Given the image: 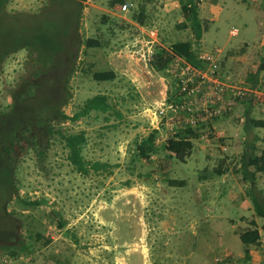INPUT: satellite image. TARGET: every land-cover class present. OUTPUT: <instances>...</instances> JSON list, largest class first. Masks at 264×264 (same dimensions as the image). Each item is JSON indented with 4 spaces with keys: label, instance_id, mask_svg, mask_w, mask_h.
I'll list each match as a JSON object with an SVG mask.
<instances>
[{
    "label": "rangeland",
    "instance_id": "1",
    "mask_svg": "<svg viewBox=\"0 0 264 264\" xmlns=\"http://www.w3.org/2000/svg\"><path fill=\"white\" fill-rule=\"evenodd\" d=\"M112 1L84 0L82 40L96 37L102 46L82 45L64 107L73 116L103 93L107 112L89 110L76 121H51L48 110L34 117L39 105L21 100L34 95L38 79L28 50L0 61V264H264V216L253 201L264 208V171L243 165L244 153H264V128L246 127L250 117L264 119V0H198L208 28L199 42L191 27L178 26L185 20L179 0ZM49 2L6 0L5 8L39 13ZM178 40L194 43L203 66L202 57L217 58L222 79L258 92L193 126L198 135L186 162L165 144L187 127V113L160 111L162 103L184 98L176 57L163 71L150 66L159 46ZM104 70L116 77L96 80ZM27 76L32 81L24 84ZM52 126L65 135L84 132L83 156L107 162L111 172L79 173ZM154 129L157 149L141 157L138 145ZM229 198H248L250 208ZM253 220L261 240L246 248L237 237Z\"/></svg>",
    "mask_w": 264,
    "mask_h": 264
},
{
    "label": "trees",
    "instance_id": "2",
    "mask_svg": "<svg viewBox=\"0 0 264 264\" xmlns=\"http://www.w3.org/2000/svg\"><path fill=\"white\" fill-rule=\"evenodd\" d=\"M117 2L123 3L125 0H113L111 4L114 5ZM179 2L185 20L178 26L180 28L191 27L195 40L199 42L203 32L208 29L199 16V1L179 0ZM5 6L6 0H0V61L18 50H28L30 64L35 70H38V79L35 80L34 95L21 100H31L39 105L34 112V117L48 110L52 117L51 121L52 119L54 121L66 119L76 121L89 110L100 112L110 110L108 96L99 93L88 98L81 110L73 116H69L64 111V107L72 95L69 83L76 72L82 45L84 44L88 48L102 46L101 41L96 37L82 40L79 25L84 0H50L39 13H10L7 12ZM135 18L140 23H144L143 14L135 15ZM177 56L184 57L195 66H203V61L195 51L194 43L191 40H178L172 42L169 47L159 46L150 61V66L156 71H163L169 67L173 57ZM259 70L264 71V61L260 64ZM94 77L96 80L104 81L114 79L116 74L114 70H104L95 72ZM28 81H32L30 76L24 79V84ZM18 101L16 100V102ZM11 113L12 111L7 114ZM249 126L264 128V119L250 117L246 122V127ZM20 128H17L16 136L20 132ZM50 132L60 133L64 138L65 146L69 150L68 158L79 173L89 174L91 171L99 172L100 170L111 172L110 164L107 162L91 161L83 156L82 143L86 141L84 132L78 135H65L62 130L56 129L54 126L50 127ZM157 133L158 130L154 129L141 140L138 145V153L141 157L148 158L156 151ZM197 135L196 129L186 127L175 137L168 139L165 147L178 160L186 162L192 154L193 139ZM43 152L44 150H40V153ZM243 157L244 166H254L256 171H264V153L258 156L246 152ZM223 172L221 169L217 171L218 174ZM252 175L254 176V174ZM10 178L13 182L12 172ZM168 181L171 185H183L184 183L183 180L177 179ZM253 201L257 212L264 216L263 206L256 198H253ZM239 236L246 248L259 244L261 233L256 221L250 222V227L240 231ZM11 253L15 255V252Z\"/></svg>",
    "mask_w": 264,
    "mask_h": 264
},
{
    "label": "built area",
    "instance_id": "3",
    "mask_svg": "<svg viewBox=\"0 0 264 264\" xmlns=\"http://www.w3.org/2000/svg\"><path fill=\"white\" fill-rule=\"evenodd\" d=\"M129 7V3H124L122 9L127 11ZM238 32V28L231 30L232 34ZM202 58L206 64L199 67L187 62L184 57H176L174 66L184 98L182 104L178 101H167L160 106L163 114L167 111L186 112L187 127H193L200 120L204 121L203 119L222 116L232 108L234 100L257 92L255 88L245 86L241 81L222 79L217 58L213 55Z\"/></svg>",
    "mask_w": 264,
    "mask_h": 264
},
{
    "label": "crops",
    "instance_id": "4",
    "mask_svg": "<svg viewBox=\"0 0 264 264\" xmlns=\"http://www.w3.org/2000/svg\"><path fill=\"white\" fill-rule=\"evenodd\" d=\"M225 71H226V72L229 71V73L233 74V71H232V70L230 71V68H228V70L226 69ZM221 124H223V125H228L227 122H226V123H220V125H221ZM237 200H238V201H237ZM228 201L231 202V204H233L235 207H238V206H240V205H241V206L246 205L248 208H250V201H249L248 198H229ZM239 201H241L242 203L239 204V203H238ZM241 206H240V207H241ZM256 221H257V220H256ZM257 222H258V221H257ZM236 225H237V224L234 223V222H233V224H231V227H230V229H229L230 232H231V234L234 233ZM227 235H228V233H227ZM235 236H236V235H235ZM237 239L240 240L239 237H237ZM242 245H243V244H242ZM203 264H210V263H209V261H208V262H203Z\"/></svg>",
    "mask_w": 264,
    "mask_h": 264
},
{
    "label": "flooded vegetation",
    "instance_id": "5",
    "mask_svg": "<svg viewBox=\"0 0 264 264\" xmlns=\"http://www.w3.org/2000/svg\"><path fill=\"white\" fill-rule=\"evenodd\" d=\"M36 116H37V115H36ZM36 116H35V117H36ZM51 118H52V117H51ZM52 120H53V119H52ZM26 124H28V123H26ZM34 133H35V132H34Z\"/></svg>",
    "mask_w": 264,
    "mask_h": 264
}]
</instances>
